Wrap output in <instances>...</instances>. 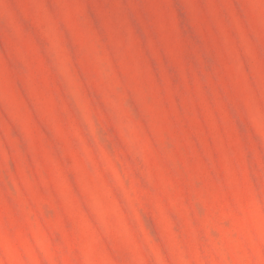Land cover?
<instances>
[{
  "label": "rangeland",
  "instance_id": "374dc122",
  "mask_svg": "<svg viewBox=\"0 0 264 264\" xmlns=\"http://www.w3.org/2000/svg\"><path fill=\"white\" fill-rule=\"evenodd\" d=\"M0 264H264V0H0Z\"/></svg>",
  "mask_w": 264,
  "mask_h": 264
}]
</instances>
